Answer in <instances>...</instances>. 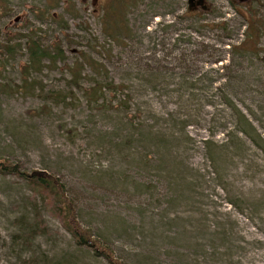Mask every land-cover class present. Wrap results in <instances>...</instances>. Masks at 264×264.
Instances as JSON below:
<instances>
[{
    "label": "rangeland",
    "instance_id": "obj_1",
    "mask_svg": "<svg viewBox=\"0 0 264 264\" xmlns=\"http://www.w3.org/2000/svg\"><path fill=\"white\" fill-rule=\"evenodd\" d=\"M197 2L0 0V157L60 176L82 224L127 264H264V35L246 41L264 0ZM114 13L129 28L115 39ZM29 36L62 47L56 68L26 72ZM84 57L130 87L133 111L124 94L88 103L86 63L69 90ZM38 210L48 230L32 234ZM0 264L108 262L0 173Z\"/></svg>",
    "mask_w": 264,
    "mask_h": 264
},
{
    "label": "trees",
    "instance_id": "obj_2",
    "mask_svg": "<svg viewBox=\"0 0 264 264\" xmlns=\"http://www.w3.org/2000/svg\"><path fill=\"white\" fill-rule=\"evenodd\" d=\"M120 7V6H119ZM118 7V8H119ZM121 10L125 8V6L120 7ZM113 9V7L111 8ZM110 13V11H109ZM115 14V13H114ZM121 13H117L113 15L111 20L112 27L109 28L108 33L109 37L115 39L117 34H124L128 31V27H124L123 19ZM246 41H252L257 45V41L261 36L264 35V25L253 20L247 27L246 32ZM21 47V44L18 45H7L5 47L6 52L13 56L17 51V48ZM242 43L237 48H243ZM27 63L25 65V70L27 73L31 72H41L44 68H56L58 62L62 60L65 56L64 51L61 46L56 45L54 47H47L42 45L39 39H35L33 36H29L27 39ZM48 61V63H46ZM86 63L90 66L93 73H95L96 77L93 78L94 83L89 85V87L84 88L86 98L89 104H95L100 110H106L108 108V98L107 96L110 93L115 94V97L126 95L127 99L121 101L120 98L119 103L121 106H124L127 111H133V103L130 101L132 99V95L126 93L130 87H128L125 83H117L109 76L108 70L93 59L83 58L82 61H79L76 66H81V68L74 67L71 74V85L70 89L74 87L75 84H79L81 77L83 76V72L85 69ZM88 75V73L86 74ZM85 76V75H84ZM34 80V79H33ZM25 81L28 85H24L26 90H35L37 85H32L34 81ZM4 87V86H2ZM6 87V85H5ZM43 89V88H41ZM130 90V89H129ZM121 93V94H120ZM71 93H63L60 92L57 94L58 99L62 100L66 103L67 99L71 97ZM112 102V101H110ZM136 111H134L135 113ZM242 117L248 123V126L251 129L253 124L247 118V116L240 111ZM128 120L135 123V118L129 117ZM139 123V122H138ZM235 131L243 132L248 134L246 129H242L241 127H237ZM206 145H210L212 139H208L205 141ZM216 145V144H214ZM222 145V144H221ZM0 173L3 175H12L21 180H24L31 190L41 198L42 203L45 206V209L48 213L59 220L62 227L73 237L75 242L80 246H87L92 248L94 254L96 256H100L104 258L108 264H127L117 256L115 250L107 243H105L100 237L96 236L91 227H86L82 224L78 216V208L75 199L69 194L67 184L62 180L60 176L54 173H50L46 170H25L20 164L12 161L6 157H0ZM37 228L32 232V234L45 232L48 230L46 222L41 217V211H37Z\"/></svg>",
    "mask_w": 264,
    "mask_h": 264
},
{
    "label": "water",
    "instance_id": "obj_3",
    "mask_svg": "<svg viewBox=\"0 0 264 264\" xmlns=\"http://www.w3.org/2000/svg\"><path fill=\"white\" fill-rule=\"evenodd\" d=\"M189 3H190V8L194 9L195 6L194 0H189ZM197 5L205 7L204 0H198Z\"/></svg>",
    "mask_w": 264,
    "mask_h": 264
}]
</instances>
